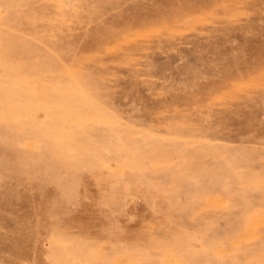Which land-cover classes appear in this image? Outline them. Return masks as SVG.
<instances>
[{"label":"rangeland","instance_id":"374dc122","mask_svg":"<svg viewBox=\"0 0 264 264\" xmlns=\"http://www.w3.org/2000/svg\"><path fill=\"white\" fill-rule=\"evenodd\" d=\"M0 264H264V0H0Z\"/></svg>","mask_w":264,"mask_h":264}]
</instances>
